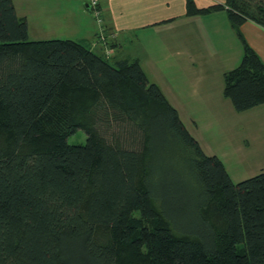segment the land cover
Wrapping results in <instances>:
<instances>
[{
  "label": "trees",
  "instance_id": "obj_1",
  "mask_svg": "<svg viewBox=\"0 0 264 264\" xmlns=\"http://www.w3.org/2000/svg\"><path fill=\"white\" fill-rule=\"evenodd\" d=\"M186 8L227 11L243 55L223 94L264 104V59L239 30L264 26V0ZM109 59L30 39L0 0V264H264V171L234 182L138 60Z\"/></svg>",
  "mask_w": 264,
  "mask_h": 264
},
{
  "label": "crops",
  "instance_id": "obj_2",
  "mask_svg": "<svg viewBox=\"0 0 264 264\" xmlns=\"http://www.w3.org/2000/svg\"><path fill=\"white\" fill-rule=\"evenodd\" d=\"M194 1L201 8L225 3V0ZM90 2L14 0L19 17L28 22L30 39L62 35L59 38L81 41L105 56L110 48L112 54L109 58L115 59L113 63L138 60L149 79L162 88L180 116L185 112H198L193 101L199 99L209 109L220 106V111L228 110L234 114L261 110L256 114L264 117V104L238 112L223 94L224 73L236 67L243 55L242 43L226 10L188 15L187 0H99L106 29V39L102 41L98 37L100 23L96 21ZM204 20H213V26H207ZM239 30L264 59V26L247 20ZM128 42L137 43L140 50L127 51ZM194 125L198 128L195 120ZM240 127L248 130L242 122ZM197 140L207 154L219 156L226 166L228 152L225 143L214 152L213 147ZM233 156L241 163L260 159L264 156V134L259 137L242 132L235 143Z\"/></svg>",
  "mask_w": 264,
  "mask_h": 264
},
{
  "label": "rangeland",
  "instance_id": "obj_3",
  "mask_svg": "<svg viewBox=\"0 0 264 264\" xmlns=\"http://www.w3.org/2000/svg\"><path fill=\"white\" fill-rule=\"evenodd\" d=\"M96 21L98 22L97 18ZM204 21L207 26H213V20ZM98 33H100V30ZM125 33H127V31H125ZM59 36L62 35L52 34L48 35L45 38H59ZM127 36L128 34L126 35V37ZM137 45V43L131 44V42H128L126 50H140ZM109 60L111 62H114L115 59L112 57ZM164 75L166 76V74ZM193 102V106L198 110V112L182 113V119L186 123L191 133L195 135L199 140H201L204 145L213 147L212 151L218 152L219 146L224 143L226 144L225 149L228 152L226 166L234 182H239L264 171V156L253 163H248L247 161L241 163L237 160V158H234L233 156L235 143L241 138L242 132H251L252 134L258 135L259 137H262V134H264V132L262 131L264 129V117L256 114V112L261 110H254L253 112H249L247 114H234L235 112L228 110L220 111V106H214L209 109V106L201 103L202 100L199 99H195V101ZM218 110L219 112H217ZM254 114H256L257 116H255ZM194 120L197 121L198 128L196 125H194ZM241 122L246 124V128L248 130L241 129ZM86 139V132L82 129H78L75 133L71 134L68 137V142L70 144H84L86 142ZM231 143L232 145H230Z\"/></svg>",
  "mask_w": 264,
  "mask_h": 264
},
{
  "label": "built area",
  "instance_id": "obj_4",
  "mask_svg": "<svg viewBox=\"0 0 264 264\" xmlns=\"http://www.w3.org/2000/svg\"><path fill=\"white\" fill-rule=\"evenodd\" d=\"M91 6L94 12L95 17L97 18L98 22L101 25V29H100V33H98L99 35V39L104 41L106 39V29L103 26V18H102V13L103 10L100 7V2L99 0H91ZM106 54L107 56H110L112 54V51L109 49L106 50Z\"/></svg>",
  "mask_w": 264,
  "mask_h": 264
}]
</instances>
